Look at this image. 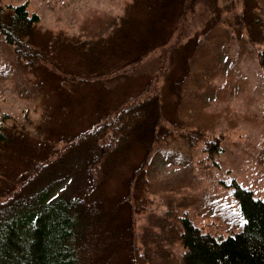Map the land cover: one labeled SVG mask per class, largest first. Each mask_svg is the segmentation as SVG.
<instances>
[{
	"label": "rangeland",
	"instance_id": "obj_1",
	"mask_svg": "<svg viewBox=\"0 0 264 264\" xmlns=\"http://www.w3.org/2000/svg\"><path fill=\"white\" fill-rule=\"evenodd\" d=\"M132 1L2 0V3L28 2L29 12L41 16L40 45L50 50L53 41H57L55 50L59 54L54 59H61L68 54L61 55L59 51L62 40L73 46V41L79 44L93 40L94 45H99L98 40L105 39L106 33L95 34L98 27L93 23L115 19L116 26H124L123 18ZM193 5L181 20L171 44L152 52L140 66H133L127 78H119L120 70L115 84L99 82L92 89L94 84L82 86L58 77L60 91H68L67 100L60 97L59 90L51 91V84L42 87L32 84L42 82L45 74L36 71L37 76L26 70V78L20 73L13 47L0 35V127L14 126L17 131L27 132L37 142V149L48 142L55 149L64 147L77 133L100 125L105 111L111 110L108 108L113 104L117 106L119 100L125 105L136 97L160 95L166 131L173 132L156 145L149 159L150 179L142 188L145 208L136 223L139 246L156 264H178L183 250L159 226L175 224L180 217H189L205 231L223 236L239 230L243 220L233 196V180L264 201V81L259 64V51L264 49V0H195ZM213 17L216 28L210 25ZM54 36L58 39H53ZM178 44L181 46L175 49L172 61L171 49ZM189 53L185 62L183 57ZM63 59L68 60L65 70L67 66L77 67L87 76L103 72L97 62L90 67L86 62L81 64V59L74 60L73 55ZM184 62L190 67L187 76ZM122 64L124 61H115L113 66ZM184 77L183 98L178 104L172 84ZM103 90L111 93L104 107L97 111L96 96ZM187 130L189 133L203 130L202 141L193 144ZM212 139L222 141L223 149L208 158L203 143L206 145ZM144 157V146L132 138L109 161L106 180L109 196L123 193V183ZM68 159L71 177L58 192L67 189L71 192L72 188L78 192L87 184L82 159L73 153Z\"/></svg>",
	"mask_w": 264,
	"mask_h": 264
},
{
	"label": "trees",
	"instance_id": "obj_2",
	"mask_svg": "<svg viewBox=\"0 0 264 264\" xmlns=\"http://www.w3.org/2000/svg\"><path fill=\"white\" fill-rule=\"evenodd\" d=\"M194 1L133 0L123 18L124 26H116L115 19L93 23L98 27L96 35L106 33L104 40H98L99 45L91 40L79 44L73 41L74 45L69 46L65 39L59 51L68 54L54 59L59 54L55 50L57 41L50 50L39 43L41 16L29 12L28 2L3 4L0 0V35L13 47L20 73L25 77L27 71L37 76L36 71L45 74L42 82L32 83L35 87L51 84V91H60L57 79L63 77L82 86L94 84V89L99 82L115 84L120 70L119 78H127L133 66H140L152 52L171 44ZM208 8L205 6V12ZM210 25L216 28L214 17ZM180 46L172 47V61ZM79 49L80 55L76 53ZM191 53L184 55L185 62ZM70 55L90 67L97 62L103 72L87 76L77 67L67 66L65 70L68 60L63 58ZM120 60L124 64L114 67L113 63ZM185 62L187 76L190 67ZM259 64L264 78V49L259 51ZM111 68H116L114 73ZM185 79L172 84L178 104ZM57 93L64 100L69 98L68 91ZM109 93L103 90L97 94L95 110L104 107ZM159 96L136 97L125 105L119 100L117 106L113 104L105 111L100 125L77 133L59 149L51 142L37 149V142L27 132L17 131L14 126L0 127V264H156L139 246L136 223L145 208L142 188L150 179L149 159L156 145L173 132L166 131ZM58 107L61 110V104ZM186 132L193 144L202 141L203 130ZM132 138L144 146V160L123 183V193L111 197L106 190L108 163ZM221 142L212 139L203 143L208 158L223 149ZM189 144L193 146L192 141ZM70 153L82 159L87 184L78 192L73 188L71 192H58L71 177ZM231 186L243 220L234 234L205 231L186 216L167 227L159 226L182 248L178 264H264V201L235 180ZM157 242L160 245V239Z\"/></svg>",
	"mask_w": 264,
	"mask_h": 264
}]
</instances>
